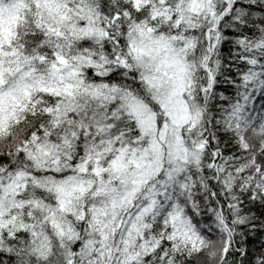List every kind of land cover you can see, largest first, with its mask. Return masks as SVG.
<instances>
[{
  "label": "snow or ice",
  "instance_id": "snow-or-ice-1",
  "mask_svg": "<svg viewBox=\"0 0 264 264\" xmlns=\"http://www.w3.org/2000/svg\"><path fill=\"white\" fill-rule=\"evenodd\" d=\"M0 264H264V0H0Z\"/></svg>",
  "mask_w": 264,
  "mask_h": 264
}]
</instances>
